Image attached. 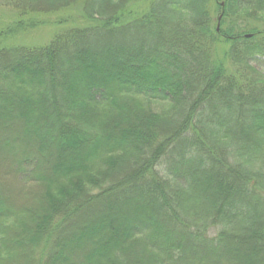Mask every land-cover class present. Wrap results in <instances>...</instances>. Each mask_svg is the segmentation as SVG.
Here are the masks:
<instances>
[{"label": "trees", "instance_id": "trees-1", "mask_svg": "<svg viewBox=\"0 0 264 264\" xmlns=\"http://www.w3.org/2000/svg\"><path fill=\"white\" fill-rule=\"evenodd\" d=\"M0 6V120L41 190L0 199V264H264V0Z\"/></svg>", "mask_w": 264, "mask_h": 264}, {"label": "rangeland", "instance_id": "rangeland-1", "mask_svg": "<svg viewBox=\"0 0 264 264\" xmlns=\"http://www.w3.org/2000/svg\"><path fill=\"white\" fill-rule=\"evenodd\" d=\"M10 11L11 10L0 6V23L9 20L11 16ZM42 27L43 28L33 32H28L18 37L15 36V38L14 36L8 38L11 40L8 41V43L34 47L45 45L52 37V31L54 29L47 25ZM19 131L20 127L18 124H12L9 120H0V199H2L4 205L13 212H20L25 210V208H34L35 201L38 200L41 193L38 186L39 184L35 182L31 174L32 167L23 163L22 165L17 164L18 157L15 154L16 151L13 149L19 145L17 143L20 138ZM21 149L26 151L23 146ZM45 166H48V164ZM37 171L39 173L45 172V168H40ZM99 209L100 208H95L90 216H97L96 214L98 213L96 212ZM84 218L87 219L86 216ZM19 231V229H16V231L10 230L9 236H11V232L15 233ZM87 249L88 248L85 246H76L71 253L72 259L74 261H80Z\"/></svg>", "mask_w": 264, "mask_h": 264}, {"label": "water", "instance_id": "water-1", "mask_svg": "<svg viewBox=\"0 0 264 264\" xmlns=\"http://www.w3.org/2000/svg\"><path fill=\"white\" fill-rule=\"evenodd\" d=\"M246 37H249V36H246Z\"/></svg>", "mask_w": 264, "mask_h": 264}]
</instances>
